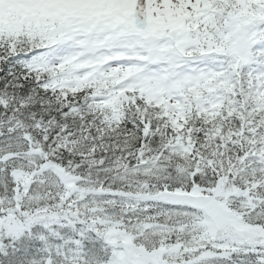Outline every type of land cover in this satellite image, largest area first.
Returning a JSON list of instances; mask_svg holds the SVG:
<instances>
[{"label":"snow or ice","instance_id":"1","mask_svg":"<svg viewBox=\"0 0 264 264\" xmlns=\"http://www.w3.org/2000/svg\"><path fill=\"white\" fill-rule=\"evenodd\" d=\"M0 264H264V0H0Z\"/></svg>","mask_w":264,"mask_h":264}]
</instances>
